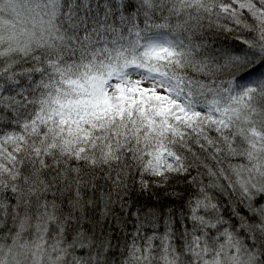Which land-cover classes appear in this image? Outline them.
I'll return each mask as SVG.
<instances>
[{
  "label": "snow or ice",
  "instance_id": "obj_1",
  "mask_svg": "<svg viewBox=\"0 0 264 264\" xmlns=\"http://www.w3.org/2000/svg\"><path fill=\"white\" fill-rule=\"evenodd\" d=\"M0 264H264V0H0Z\"/></svg>",
  "mask_w": 264,
  "mask_h": 264
}]
</instances>
